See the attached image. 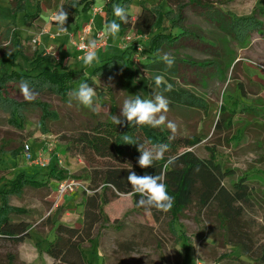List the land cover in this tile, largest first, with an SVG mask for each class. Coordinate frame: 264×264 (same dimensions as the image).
<instances>
[{
  "label": "rangeland",
  "instance_id": "rangeland-1",
  "mask_svg": "<svg viewBox=\"0 0 264 264\" xmlns=\"http://www.w3.org/2000/svg\"><path fill=\"white\" fill-rule=\"evenodd\" d=\"M12 1L0 0V66L3 57H10V61H3L4 69L18 70L19 66L12 61L25 65L27 61L23 56L33 57L34 53L43 50L54 60L62 61L64 66L82 68L85 75H91L93 69L102 63V58L127 51L132 45L130 41L123 42L119 37H112L110 48L102 50L101 54L96 52L98 62L86 66L83 57L79 58L80 53L70 43L68 33L75 32L77 39L76 31L92 18L93 29H102L107 23L104 7L101 13L93 16L92 8L96 0H92L94 4L89 10L77 18L67 19V33H58L55 22L44 17H51L63 3L71 0H26L25 8L16 12L11 11ZM108 1L113 0H105V3ZM144 1L154 4L159 0ZM139 2L131 0L128 5L131 14L139 12ZM211 2L217 12V8H221L234 16L256 15L262 24L251 25L242 36L234 38L210 18L208 9L193 6L185 8L181 23L191 34L174 47L165 46L159 54V58L164 53L174 57L173 66L169 68L161 60L166 65L162 66V70L146 68L143 62L147 61V54L143 51L138 53L135 49L131 59L137 69V77L145 80L146 88L143 91L130 88L120 67L108 65L95 74L94 82L90 84L96 89L95 105L99 108L98 112H92L104 120L111 105L116 107L115 115L120 116L122 102L130 96L134 98L139 95L143 99H150L154 92H159L167 97L170 101L167 118L178 125L175 137L197 132L205 134L206 138L192 151L200 158L212 155L230 170L232 175L223 181L227 187L241 175L247 177L254 194L253 204L246 208L244 221L254 246L264 248V16L255 12L257 7H264V0ZM160 4L162 7L166 5L163 1ZM36 9L39 10L38 14L28 27L24 24L25 18ZM50 34L55 36L50 39ZM128 34L132 35L131 32ZM14 35L19 37L18 46L16 40L12 39ZM18 48L22 55L13 57ZM65 56L68 58L64 61ZM157 74L162 77V86L159 88L153 79ZM133 85L137 86L138 83L134 81ZM9 89L10 98L25 100L18 86L12 85ZM39 98L57 114L56 120L48 122L50 133L39 128L40 110L37 107H29L26 111L24 115L27 120L22 127L13 123L9 112L0 107V143L8 142V149L23 145L19 153L5 152L0 156V189L5 180L20 172L47 182L38 187L25 185L21 192L8 196L10 205L24 210L23 215L17 218L29 223V236L16 245L0 240V257L3 258L9 252L16 254L18 261L25 264H64L55 262L44 249L54 239V227L59 222L81 226L84 196L83 190L79 189L58 198L56 189L60 180L51 177L50 173L55 165L57 170H64L67 176L78 177L89 185L83 174L90 169V165L77 148L66 150V145L69 139L84 131L91 123V110L73 101L69 106V102H63L48 93L40 94ZM252 109L256 113L251 112ZM219 111L230 121L227 128L213 130ZM25 144L30 148L31 159L40 155L47 163L35 165L27 159ZM106 163V159L96 160L100 166ZM108 196L110 200L103 210L110 223L98 224L93 242L82 244L87 257L93 259L92 264L244 262L242 257L229 256L238 253L231 254L235 248L224 243L223 231L213 207L207 213L191 206L174 221L167 215H160L159 220L155 221L151 214L133 208L131 195L111 197L108 193ZM114 220H117L116 224H112Z\"/></svg>",
  "mask_w": 264,
  "mask_h": 264
},
{
  "label": "trees",
  "instance_id": "trees-1",
  "mask_svg": "<svg viewBox=\"0 0 264 264\" xmlns=\"http://www.w3.org/2000/svg\"><path fill=\"white\" fill-rule=\"evenodd\" d=\"M161 1L165 2V7L161 6ZM211 1L159 0L154 4H148L146 1L140 0V9L136 16L128 10L131 0L108 1L104 6L106 22L117 20L121 24L117 35L119 38L129 32L133 33L134 40L130 41L132 42L130 49L102 58V63L93 69L91 75H85L82 68L64 66L62 61L54 60L51 55L45 54L43 50L34 53L33 57L23 56L27 61L25 65L12 61L14 65L19 66L18 70L4 69L3 61H10V57H3L0 66V107L9 112L10 120L18 127H22L26 122L27 119L24 114L29 107H37L40 110L39 128L45 133H50L51 129L48 122L56 120L57 114L50 109L48 103L40 100V94H52L63 102H69L71 91L77 88L81 82H87L90 85L91 82H94L95 74L108 65H118L126 84L132 89L143 91L145 80L137 77V69L133 66L134 63L131 59V56L136 52L135 42H139L141 52L147 54L145 58L149 60L143 62L145 67L162 70L166 66L159 58L163 48L165 46L174 47L181 39L187 38L191 34L190 31H186L181 23L185 8L193 6L208 9L210 18L234 38L242 36L248 30L247 27L262 24L259 19H256V15L234 16L221 8H217V12L214 10L215 7ZM10 4L11 11L16 12L25 8L26 0H13ZM93 4L92 0H71L69 3H63L58 10L64 7L68 12V19H74L84 11L89 10ZM113 5H121L127 10L129 15L127 24L120 22L114 16ZM38 11L36 9L32 14L26 13L27 18H25L24 24L30 27L31 20L37 16ZM255 12L264 16V7H257ZM213 14L217 16L216 19H214ZM76 27L79 28V26ZM109 38L112 37L109 36ZM12 39L16 40L18 46V35L12 36ZM21 52L18 48L13 57L17 54L22 55ZM153 62L157 63L153 64ZM21 80L28 81L38 94L33 101H17L9 97V88L12 85L19 87ZM134 81L138 83V87L133 85ZM238 85L243 93L241 83ZM73 102L78 104L74 100ZM245 110L247 109L243 111ZM251 112L254 113L255 110ZM115 113L116 107L111 105L107 118L101 120L97 118V114L91 111V123L84 131L68 140L66 150L73 147L77 148L78 153L90 165V169L83 174V177L89 182L88 187L93 190L91 192L93 194L89 195L83 191L81 226L74 227L59 222L54 227V239L48 242L44 251L58 263L92 264L93 259L87 257L82 244L87 241L93 242L94 230L98 224L110 223L108 215L103 210L104 205L110 200L108 193L111 197L131 193V185L127 181L130 170L141 176L145 174L157 175L164 171V182L167 185L168 194L173 198V206L167 213L159 212L153 208L151 215L155 221L159 220L160 215H167L174 221L182 211L191 206H195L199 212L207 213L213 207L216 220L223 231L224 243L235 248L231 254L238 253L235 256H229L242 257L244 260L242 264H264V248L254 246L244 221L246 208L253 204L254 190L249 186L247 177L244 175L238 177L230 187H227L223 181L227 176L232 175L230 170L228 171L212 155L200 158L192 151V148L202 142L206 135L197 132L188 136L171 138V132L165 127L116 125L112 122ZM229 121L226 115L219 111L213 130L227 128ZM125 134L136 143H144L148 147L151 146L149 141L151 144L167 143L169 144V151L165 153L163 160L155 162L152 167L141 168L138 165V158L141 155L138 151L139 145L125 144L123 141ZM21 148L23 149V145L19 144L8 149V142H1L0 156L5 152L19 153ZM170 157L175 158V163L165 169L164 165ZM97 159H106L108 163L101 166L97 165ZM67 175L64 170H57L55 165L50 173L51 177L59 180L72 177ZM45 184L47 182L29 177L25 172L16 173L3 182L0 189V240L16 245L29 236V223L17 218L23 215L24 210L22 207L10 205L8 196L21 192L25 185L38 187ZM131 197L133 208L137 211H145L143 207L136 206L139 196L131 195ZM116 223L117 220H114L112 224ZM0 264L25 263L19 262L16 254L8 252L3 258L0 257Z\"/></svg>",
  "mask_w": 264,
  "mask_h": 264
},
{
  "label": "clouds",
  "instance_id": "clouds-1",
  "mask_svg": "<svg viewBox=\"0 0 264 264\" xmlns=\"http://www.w3.org/2000/svg\"><path fill=\"white\" fill-rule=\"evenodd\" d=\"M105 0H96L94 8H103ZM75 7V5H72ZM113 14L120 22L127 24L129 22V15L127 10L121 5H113ZM46 20H52L57 24L58 33H67L68 29L65 27L68 19V12L61 7L51 17H44ZM121 24L117 20L107 22L103 25L101 36H111L116 38L120 31ZM86 55L83 57V63L86 66H91L94 62H98V56L95 49L97 48V40L91 39L87 45H84ZM162 61L171 68L174 64V57L168 53L161 56ZM154 83L157 88L162 86V77L154 76ZM19 89L24 99L28 102L33 101L38 95L26 80H21ZM170 90V89H169ZM69 106L72 101H76L93 112H98L99 108L95 105L97 96L96 89L90 86L87 82H81L77 88L69 93ZM170 101L167 97L159 92H154L150 99H143L139 95L125 98L120 107V116H113L112 122L116 125H136V126H150L152 128H160L166 126L172 133L174 138L178 132V125L171 120H168L167 113L169 112ZM123 141L125 144H138V151L141 155L138 158V165L141 168L152 167L155 162L161 161L165 158V153L169 151V144L159 143L151 144L150 147L144 143H136L130 136L124 135ZM175 163V158L170 157L164 165L167 169L170 165ZM127 181L131 185V193L129 195H138L139 199L136 202L137 207H143L145 212L151 214L154 208L159 212L167 213L173 206V198L168 194L167 185L165 181V172L161 171L157 175H137L134 171H129ZM93 193L89 192V195Z\"/></svg>",
  "mask_w": 264,
  "mask_h": 264
},
{
  "label": "built area",
  "instance_id": "built-area-1",
  "mask_svg": "<svg viewBox=\"0 0 264 264\" xmlns=\"http://www.w3.org/2000/svg\"><path fill=\"white\" fill-rule=\"evenodd\" d=\"M93 16L99 14L102 12V8H92ZM93 18L89 19L88 22L84 23L83 26L79 30H77V39H75V32H69L68 37L69 41L72 44V46L80 53L79 58H82L86 55V49L84 45H87L88 41L91 39L97 40V48L95 51L100 50L104 47H107L110 44V38L109 36H101L102 29H93ZM130 33V32H129ZM52 37L55 35L51 34ZM132 38H134V35H129L128 33L121 37V40L123 42L131 41ZM136 51L138 53L141 52V46L139 44H135ZM30 148L28 145H25L24 152L26 153L27 159H30L32 163L35 165L39 164L43 166L45 163H47L46 159H43L40 155L36 159H31L30 155ZM82 189L86 193L93 192L88 187V184L85 183V181L75 178V177H67L64 179H61L58 182L56 194L58 198H62L65 194H72L75 191Z\"/></svg>",
  "mask_w": 264,
  "mask_h": 264
},
{
  "label": "crops",
  "instance_id": "crops-1",
  "mask_svg": "<svg viewBox=\"0 0 264 264\" xmlns=\"http://www.w3.org/2000/svg\"><path fill=\"white\" fill-rule=\"evenodd\" d=\"M138 14V12L137 13H135V15L134 16H136ZM54 26L55 27H57V24L56 23H54ZM94 29H98V28H94ZM45 34H48L47 32L45 33ZM48 38H50V39H52L53 37L51 36V34L50 35H48ZM110 48L111 46H110V44L107 46V47H104V48H102V49H100V50H97L96 52H99L100 54L103 52L102 50H104V49H106V48ZM62 58V57H61ZM64 58V61L68 58L67 56H65V57H63ZM79 59V58H78Z\"/></svg>",
  "mask_w": 264,
  "mask_h": 264
}]
</instances>
